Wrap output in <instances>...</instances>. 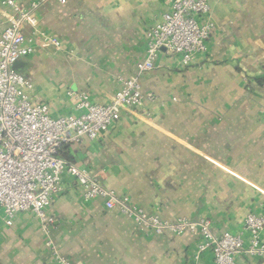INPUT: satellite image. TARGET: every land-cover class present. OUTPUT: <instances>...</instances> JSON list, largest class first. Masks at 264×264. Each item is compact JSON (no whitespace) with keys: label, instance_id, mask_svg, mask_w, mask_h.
<instances>
[{"label":"crops","instance_id":"obj_1","mask_svg":"<svg viewBox=\"0 0 264 264\" xmlns=\"http://www.w3.org/2000/svg\"><path fill=\"white\" fill-rule=\"evenodd\" d=\"M16 1L61 42L60 50L36 47L15 66L54 118L79 114L71 94L109 103L137 75L146 33L168 10L165 0ZM210 6L215 29L206 52L189 67L161 55L139 77L156 101L124 112L98 140L66 147L61 157L151 214L208 220L216 237L247 240L246 217L264 215V0ZM10 15L0 2V26ZM24 35L36 39L31 28ZM47 217V230L27 212L7 226L0 208V264H59L52 246L70 264H215L212 249L200 250L199 232H143L102 199L85 201L70 176ZM236 264L264 260L239 254Z\"/></svg>","mask_w":264,"mask_h":264},{"label":"built area","instance_id":"obj_2","mask_svg":"<svg viewBox=\"0 0 264 264\" xmlns=\"http://www.w3.org/2000/svg\"><path fill=\"white\" fill-rule=\"evenodd\" d=\"M51 1L66 4L67 0L40 3ZM0 2L11 10L8 24L0 26V208L7 226L13 225L17 214L27 212L47 230L51 223L47 209L62 191L63 178L70 176L83 189L85 201L102 199L107 209H117L143 232L176 236L199 232L204 239L200 250L212 249L215 264H236L239 254L264 260V215L246 217L244 229L250 233L247 240L242 234L232 233L216 237L210 221H167L132 204L127 197L119 198L97 177L61 157L66 147L86 139L98 140L121 120L124 112H134L156 101L152 94L143 93L139 77L154 70L161 55L177 57L183 67H189L206 52V43L215 29L210 19V0H165L168 10L146 33V57L138 64L137 75L125 80L121 91L105 105L92 103L85 93L71 94L79 114L59 118L52 117L50 108L35 98L33 84L15 66L35 53L36 47L60 50L61 42L40 31L37 19L16 0ZM38 6L33 4L32 9ZM26 28L33 30L34 42L24 35ZM52 248L59 264H70Z\"/></svg>","mask_w":264,"mask_h":264},{"label":"rangeland","instance_id":"obj_3","mask_svg":"<svg viewBox=\"0 0 264 264\" xmlns=\"http://www.w3.org/2000/svg\"><path fill=\"white\" fill-rule=\"evenodd\" d=\"M161 217V216H160ZM162 218V217H161Z\"/></svg>","mask_w":264,"mask_h":264},{"label":"water","instance_id":"obj_4","mask_svg":"<svg viewBox=\"0 0 264 264\" xmlns=\"http://www.w3.org/2000/svg\"><path fill=\"white\" fill-rule=\"evenodd\" d=\"M164 51V50H163Z\"/></svg>","mask_w":264,"mask_h":264}]
</instances>
